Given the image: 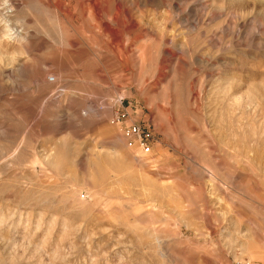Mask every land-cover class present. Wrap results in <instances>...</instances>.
Segmentation results:
<instances>
[{
	"label": "rangeland",
	"instance_id": "rangeland-1",
	"mask_svg": "<svg viewBox=\"0 0 264 264\" xmlns=\"http://www.w3.org/2000/svg\"><path fill=\"white\" fill-rule=\"evenodd\" d=\"M1 220L0 264H264V0H0Z\"/></svg>",
	"mask_w": 264,
	"mask_h": 264
},
{
	"label": "bare ground",
	"instance_id": "bare-ground-1",
	"mask_svg": "<svg viewBox=\"0 0 264 264\" xmlns=\"http://www.w3.org/2000/svg\"><path fill=\"white\" fill-rule=\"evenodd\" d=\"M11 10H12V9H11ZM2 30H4V29H2ZM6 30H7V29H6ZM6 30H4V31H6ZM6 32H7V31H6ZM2 33H5V32H2V31H1V36H2ZM6 34H8V32H7ZM12 34H13V33H12ZM14 34H15V33H14ZM8 36H9V35H8ZM17 36H18V35H17ZM19 36H21V35H19ZM19 36H18V37H19ZM6 37H7V36H6ZM13 38H16V37H13ZM24 38H25V37H24ZM12 41H13V40H12ZM24 41H25V40H24ZM18 42H19V39H18ZM19 43H20V42H19ZM16 44H17V41H16ZM20 44H21V43H20ZM25 48H26V47H25ZM33 72H34V71H33ZM33 72H32V73H33ZM35 74H36L37 78L43 80V81H42L43 83H49L48 80H46V78H45L46 75H45V73H44L43 70H41V69H40V70H36V71H35ZM53 81H55V80H53ZM51 82H52V81H51ZM114 156H115V155H114ZM117 176H118V175H117ZM121 176H122V175H121ZM115 179H116V178H115ZM121 180H122V179H121ZM117 181H118V180H117ZM117 181H116V182H117ZM118 182H119V181H118ZM2 220H3V219H2ZM2 220L0 221V225H1V223H2ZM66 227H67V226H66Z\"/></svg>",
	"mask_w": 264,
	"mask_h": 264
}]
</instances>
